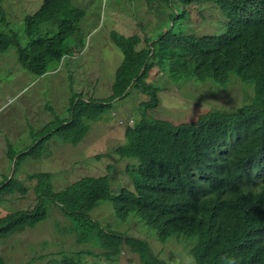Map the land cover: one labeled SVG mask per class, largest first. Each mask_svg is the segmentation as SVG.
Returning a JSON list of instances; mask_svg holds the SVG:
<instances>
[{"label":"trees","instance_id":"trees-1","mask_svg":"<svg viewBox=\"0 0 264 264\" xmlns=\"http://www.w3.org/2000/svg\"><path fill=\"white\" fill-rule=\"evenodd\" d=\"M2 1L0 0V5ZM146 1L148 4L165 2L172 8L180 3L185 12L182 17H186V13L190 14L189 8L194 10L198 4L212 2L224 15H228L227 31L218 36H198L171 28L159 37H149L142 41L137 35L114 33L110 39L122 52L123 61L115 73L111 96L106 100H94L83 94H73L69 103V118L58 119L56 122L64 144L78 146L88 135L90 122L103 120V115L113 108L116 100L129 97V94H125L126 90L137 87L143 89L146 96H153L151 105L149 102H141L139 112L143 115L142 118L126 128V142L116 149L120 159L138 162L131 173L136 172L133 177L134 186L140 188L146 194L145 197L135 200V192L132 191L116 204L119 194L112 196L108 175L88 178L84 181L85 189L74 196L54 193L47 176L43 175L39 178L38 192L49 198L41 200L33 212H19L2 220L0 235L8 237L27 227H34L46 219L48 209L45 202L52 201L63 214L64 221L66 218L73 223L72 233L76 242L79 245L89 242L95 244L101 249L98 256L103 260L114 263L124 249H127L140 257L141 264H167L147 240L130 238L129 235L116 231H105L99 223L92 220L91 213L98 199L105 196L103 201H112L115 213L123 209L128 218L134 213L138 214L146 225L160 234L162 241L177 234L199 238L197 244L202 247L190 250L193 264H264V180L260 185L238 193L239 183L248 180L246 170L259 159L258 163L264 165V0ZM84 18L85 11L74 7L72 0H45L38 11L25 18V33L30 43L26 47H20L17 35L0 31V54L18 46L20 65L28 72L43 77L51 72L52 65H61L68 54L67 42L74 34H78ZM176 18L177 14H172V19ZM79 41L81 42L77 44L82 45V40ZM142 42L145 44L140 49ZM154 68L168 73L176 82L211 79L221 86H227L231 77H236L246 89H251L247 93L249 105L220 114V117L230 115V119L222 125L232 129L231 135L222 133L225 141H212L207 144L210 149L202 150L201 154L183 152L184 141L176 140L178 137L183 134L201 137L205 132L195 131L193 128L208 120L211 124L217 121L201 116L196 121L175 125L167 120L148 118V111L152 110L148 107L157 109L160 104V100H157L160 88L157 86V89L149 82L158 80L159 74L152 76ZM141 107L145 109L141 110ZM176 128L179 131L173 132ZM209 132L213 130L209 129ZM46 139L47 137L42 140ZM162 140L175 141L168 144ZM157 141L159 142L154 147L147 145ZM190 145L188 143L184 147ZM220 146L233 150L222 152ZM39 154V151L30 153L35 157ZM156 155L167 157V161L162 162L165 167L161 170L153 167ZM195 159H200L198 165H220L221 170L214 176H203L199 170L189 165ZM252 175L264 178V170ZM165 177L167 179L161 188L150 194V190L160 185ZM248 183L244 185L245 188ZM198 185H202L212 195L204 202L212 204L209 208L210 218L216 223L213 230L202 234H199L203 228L198 223L199 218L193 221L191 232L188 225H182L177 220V216L187 217L195 211L191 209L188 213L177 212L180 205L178 188ZM20 186L21 183L15 179L4 184L0 189V201L4 194L14 193ZM146 199L159 203L162 208L156 212L141 210L142 205H147ZM185 201L191 202L192 198L185 196ZM184 208L189 209V206L185 205ZM161 217L162 223L159 222ZM64 221L61 222L62 226L66 225ZM136 241L140 248L135 250L130 242ZM50 256L51 254L37 255L28 264ZM0 264H7L1 255ZM45 264L51 263L48 261ZM59 264L81 262L65 258Z\"/></svg>","mask_w":264,"mask_h":264},{"label":"rangeland","instance_id":"rangeland-1","mask_svg":"<svg viewBox=\"0 0 264 264\" xmlns=\"http://www.w3.org/2000/svg\"><path fill=\"white\" fill-rule=\"evenodd\" d=\"M44 1L3 0L0 5V31L17 35L20 47H26L30 39L25 33V18L38 11ZM72 4L85 11V18L78 34L67 42V58L61 65H52L51 72L38 77L24 69L19 63L17 46L0 54V182L9 178L13 171L14 162L8 156L10 153L19 154L47 137L46 156L40 160L19 161L17 178L25 180L27 176L52 173L55 191L71 185L70 164L59 154V147L64 146L74 148L73 155L83 163L80 171L88 167L97 177L108 175L112 196L115 197L122 189L134 191L133 177L136 172L131 171L138 166V162L120 159L116 149L126 142V128L143 116L139 112L140 94L134 91L131 96L116 100L113 108L103 115V120L90 122L88 135L78 146L64 144L57 138L60 132L56 122L69 118L72 95L83 94L94 100H106L111 96L115 73L123 60L120 50L110 39L114 33L137 35L141 41L159 37L171 28L185 31V34L218 36L227 31L229 18L212 2L198 4L194 10L189 8L190 14L186 13V17H182L185 12L180 3L173 8L165 2L148 4L146 0H72ZM172 14H177L176 20L172 19ZM79 39L82 45L77 44L81 42ZM165 76L168 81L163 83L149 81L162 92L158 108L149 110L147 116L175 125L196 121L201 117H197L196 112L208 110L212 105H223L226 110L233 111L248 102L247 93L251 90L242 86L236 77H231L227 86L211 79L191 80L169 96L165 87L188 81L173 82L168 73ZM180 91L186 96L174 98ZM142 97L146 100L145 96ZM102 151L107 155L103 173L98 175L100 170L95 162ZM57 154L58 158L54 160ZM82 175L77 173L76 177ZM34 200L35 204L30 209V197L13 201L14 205L6 201L0 207V218L20 210H32L38 203L37 197ZM45 205L48 209L46 221L24 233L5 238L0 236V255L7 259L8 264H28L42 254L51 256L34 264L48 261L59 264L64 258H74L82 264H104L102 257L92 254L97 247L95 244L79 245L76 242L70 220L65 218L66 225H61L63 217L57 205L52 201H46ZM91 215L106 230L147 240L167 264L194 263L190 250L197 243L196 237L175 235L163 244L157 232L146 225L138 214L134 213L124 221L119 220L109 200L102 201ZM134 257L124 249L117 264H137Z\"/></svg>","mask_w":264,"mask_h":264},{"label":"clouds","instance_id":"clouds-1","mask_svg":"<svg viewBox=\"0 0 264 264\" xmlns=\"http://www.w3.org/2000/svg\"><path fill=\"white\" fill-rule=\"evenodd\" d=\"M143 44H145V43L142 42V47L144 46ZM121 54H122V52H121ZM152 55L153 54L151 53L150 56H152ZM122 56H123V54H122ZM66 58H67V56L64 58V60ZM165 73L166 72L161 71L159 68H154L153 72H152V76H158V74H159L157 81L163 83L164 80L168 81L166 76H165ZM172 81L176 82L174 80H172ZM187 83H189V82H186V83H184L182 85H178V86H175V85L170 83L171 86L165 87V89L169 91V96H171V95H173L174 91L177 88H180V87L184 86ZM240 83L243 86V83L242 82H240ZM153 86L158 89V87L155 84H153ZM137 90H139L138 93L140 94V101L149 102L150 105L153 103V100H152L153 96H146L145 95L146 92L143 89H141V88L135 87V88L128 89V90L125 91V94H129V96H131L133 94V92L137 91ZM161 92H162V90L158 89L157 93L160 94ZM141 95L145 96L146 100ZM184 96H186V95L182 91H180L179 93H177L173 97L174 98H183ZM157 100H160V99L157 98ZM247 100H248V102L250 101V99H247ZM248 102L245 103L243 105V107L246 106V105H249ZM181 105L182 104H179L178 106H181ZM148 108H150L152 110L156 109V108H151V106H149ZM175 108L173 109V111L175 110ZM142 109H145V107H141V110ZM223 112H229V110H226V108L223 105H218V106L217 105H212L208 110H204V111H201V112L197 111L196 112L197 113V117L206 116V117H208L210 119H215L217 122L215 124H211L210 121L208 120V121H205L203 123H200V125H196L193 128L195 131H204L205 132V134L203 136H201V137H194L192 134H189V135L183 134L182 136L178 137L176 140H183L184 141V146L186 144H188V143H191V145L188 146V147H184L183 146L182 151L183 152L189 151V152H195L196 154H201L202 150L207 151L208 149H210V148H207V144L211 143L212 141L224 142L225 138L222 137V133H225L227 136H230L232 129L230 127H228V126H223L222 125L223 122H226V121H228L230 119V115L220 117V114H222ZM162 128H163V126L161 125V129ZM209 129H212L213 132H209ZM155 130H159V129L155 128ZM219 130H221V132H218ZM178 131L179 130L177 128L173 130V132H178ZM160 135H162V133H160ZM141 137H142V135H141ZM57 138L62 143H64V141L62 140L60 135ZM47 141H48V139L37 141L36 143H34L33 146L27 148L25 151H23V152H21L19 154H11L10 153L8 155L9 158L14 162V167H13V171L11 173V176L9 178H6V179H4L3 181L0 182V189H2L4 184L9 183L13 179L19 181L21 183V186L18 187L14 193H11L9 195L4 194L2 196L1 201H0V207H2V205L6 201H9L12 205H14L13 201H17V200H22L23 201L24 199L30 197V205H29L30 206L29 209H30L35 204V201H36V200H34L35 197H37V200H38V203H37L36 206L39 205L41 200L49 198V197H43L38 192V188L40 186V179L39 178L41 176H43V175L47 176V181L51 185L52 191L54 193H64L65 195H69V196H74V195L80 193L81 191H83L85 189L84 181L87 180L88 178H98L96 173L94 171L90 170L88 167L85 169V171H83V172L80 171L82 166H83V163L80 160L76 159V157L73 155L74 148L73 149H68V147H64V146L59 147V154H61L64 157V159L67 160L69 162V164H70L69 182H73L71 185H69L68 187H66L65 189H63L61 191H55L54 190V186L52 184V178H53V174L52 173H40V174L27 176V178L25 180L17 178L16 177V169H17L18 162L21 161V160H26V159L40 160V159L44 158L46 156ZM162 141H164V143L167 142L168 144H171L175 140H162ZM158 142L159 141H157V142H149V143H147V145H150V147H154ZM220 149H221L222 152L228 151V150H233L231 148L225 149L224 147H221V146H220ZM32 151H39L40 154L35 157L33 155H30V153H32ZM106 155L107 154H104V152L102 151V154L100 155V157L95 162L96 166H98V168L100 170L98 172V175L103 173L104 164H105L104 158H105ZM57 158H58V154L54 156V160H56ZM163 161L166 162L167 161V157L161 156V155H156L155 156V161L153 163V167L155 169H158V170L163 169L165 167V163H162ZM199 161H200V159L191 160L189 162V165L192 168H195V169L199 170L200 173L203 176L211 177V176H214V175L218 174L220 172V170H221V166L220 165H218V166L217 165L208 166V164L198 165L197 162H199ZM258 161H260V159ZM258 161L256 163H254L250 169L246 170V173H248V175H249L248 176V180L244 181L242 183V185L239 187L238 193H242L245 190H248L250 188H254V187L260 185L263 182L264 178H262V177L261 178H257V177L252 175L254 173H262V171L264 170V165L259 164ZM77 173H82L84 175H82L80 177H76ZM166 179H167V177L164 178L163 182L160 185H157V186L153 187L150 190V194H153L158 189H160L162 184L165 182ZM247 182H249L248 183V187L245 188L244 185H246ZM110 187H111V185H110ZM131 192H132L131 190L122 189L119 192V198L115 201V203L116 204L120 203V199L125 198L126 195H130ZM133 192H135V197H134L135 200L137 198H140V197H145V195H146L145 193L141 192L140 188L135 187V186H134V191ZM185 196H189L190 198H192V201L191 202L185 201ZM104 197L105 196H102V197H100L98 199V201H97V203H96V205L94 207V210L100 205V203L103 201ZM211 197H212V195L209 194L202 185H198V186H195V187H180V188H178V201L180 202V205L178 206L177 212H187L188 213V212L191 211V209L195 210L187 217L186 216H177L178 223H180L182 225H188L189 226V232H191L190 228L193 225V221L199 218L198 223L203 226L201 231H199V234H202L204 232H208L209 230H213L216 227V223L210 218L211 211H210L209 208H210V206L212 204L204 202L207 198H211ZM146 202H147V205H142L141 206V210H145V211H149V212H156L159 208H162V206L159 203H157V202L151 201L149 199H146ZM216 204H217V202H216ZM185 205H188L189 209H185L184 208ZM33 209L32 210H20V211H17V212L8 213V215H6L5 217L0 218V223H1L2 220L8 219L10 216L15 215V214H17L19 212H33ZM46 213H47L46 219H44L43 221L39 222L34 227H27L23 231L15 232V234L24 233L27 229H34L40 223L46 221L48 219V210L46 211ZM54 213H55V211H54ZM115 214H116V217L118 219H121V220L128 219V217H127V215H126V213L124 212L123 209H120L119 212H116ZM62 217H63V214H62ZM92 220L94 222H97L93 218H92ZM63 221H64V217H63V220H61L60 222H63ZM159 222L162 223V217L159 219ZM99 225H100V223H99ZM104 230L107 231L106 229H104ZM193 231L195 232L196 229L193 230ZM15 234L12 233V234L8 235V237L13 236ZM177 235H183L184 236L185 234H177ZM32 236H34V235L32 234ZM2 238H5V237H2ZM130 238H132V237H130ZM158 238H159L160 242L166 243L167 240L170 237L166 241H162L161 238H160V234H158ZM197 241L199 242L200 239L198 238ZM89 243H85V244H89ZM85 244H82V245H85ZM130 246L133 249H135V250L140 248L139 247L140 245H139V243L137 241L136 242H130ZM199 247H202V246L197 244V243L194 246V248H199ZM97 249L100 250V251H97ZM92 252H93L92 254L98 255L99 253H101V249L96 247V248L93 249ZM88 257L90 258L91 254H89ZM118 260H119V258L117 259V261ZM120 260L123 261V259H120ZM134 260L137 261V264H141V259H140L139 256H135ZM103 261H104V264H117V261H115L114 263H109V262H107L105 260H103ZM6 262L8 264L7 259H6Z\"/></svg>","mask_w":264,"mask_h":264},{"label":"crops","instance_id":"crops-1","mask_svg":"<svg viewBox=\"0 0 264 264\" xmlns=\"http://www.w3.org/2000/svg\"><path fill=\"white\" fill-rule=\"evenodd\" d=\"M242 185V181L239 183V186H241Z\"/></svg>","mask_w":264,"mask_h":264},{"label":"bare ground","instance_id":"bare-ground-1","mask_svg":"<svg viewBox=\"0 0 264 264\" xmlns=\"http://www.w3.org/2000/svg\"><path fill=\"white\" fill-rule=\"evenodd\" d=\"M18 47V46H17ZM132 122V121H131ZM133 123V122H132Z\"/></svg>","mask_w":264,"mask_h":264}]
</instances>
